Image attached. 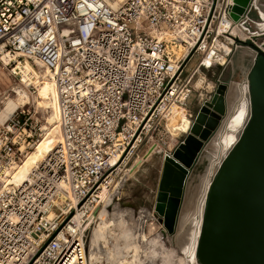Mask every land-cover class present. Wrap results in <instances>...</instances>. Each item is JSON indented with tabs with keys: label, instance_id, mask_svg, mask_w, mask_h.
<instances>
[{
	"label": "built area",
	"instance_id": "1",
	"mask_svg": "<svg viewBox=\"0 0 264 264\" xmlns=\"http://www.w3.org/2000/svg\"><path fill=\"white\" fill-rule=\"evenodd\" d=\"M233 4L0 0V56L6 54L7 64L35 60L50 72L60 128L53 149L13 184L7 183L9 173L32 148L35 132L22 108L0 124V264H88L85 225L100 190H107L106 204L115 194L117 164L111 166L110 159L150 137L160 121L167 123L172 106L183 107L191 122L188 97L194 91L198 108L220 80L201 76L197 87L200 74L229 65L235 51L249 48L246 43L259 46L264 40L259 25L264 0H248L236 20L230 16ZM172 48L182 52L176 55ZM191 50L197 59L185 73L182 64ZM246 96L248 101L247 91ZM247 118L248 112L241 129ZM136 218L135 230L142 232L157 216L140 210Z\"/></svg>",
	"mask_w": 264,
	"mask_h": 264
},
{
	"label": "water",
	"instance_id": "2",
	"mask_svg": "<svg viewBox=\"0 0 264 264\" xmlns=\"http://www.w3.org/2000/svg\"><path fill=\"white\" fill-rule=\"evenodd\" d=\"M247 1L233 0L232 19ZM245 45L255 52L246 75L248 118L208 183L195 247L197 264H264V40L259 46ZM228 88L217 81L182 139L162 158L152 210L166 237L175 230L197 155L226 115Z\"/></svg>",
	"mask_w": 264,
	"mask_h": 264
},
{
	"label": "rangeland",
	"instance_id": "3",
	"mask_svg": "<svg viewBox=\"0 0 264 264\" xmlns=\"http://www.w3.org/2000/svg\"><path fill=\"white\" fill-rule=\"evenodd\" d=\"M257 42L260 43L261 40H258ZM238 50H240L239 54H235ZM238 50L233 53L229 66L227 64L225 67H215L210 70L203 71L200 74V76H203L207 82L214 81L216 77H219L220 81L229 80V77L231 76L230 85L234 91L231 96L229 95L230 93H227L230 106V101L233 100L236 89L243 85L241 82L251 66L249 57L251 53L250 49L240 48ZM196 59L197 56L192 54V56L187 60L184 66V72L186 71L185 73H189L194 68ZM26 62L36 70L39 74L38 79H40L42 75L40 71L43 69L37 67L31 60L15 58L13 62L8 63L7 65H3L0 61V111L3 110L6 99L13 98L15 96L13 93L14 88L19 87L20 89H23L29 96V102L18 107L16 111L21 108L24 111L28 110L27 116L29 118L27 120V124L30 125L35 132L33 142H37L38 140L40 142L45 132L44 129H49L54 125L57 126L58 119H55L56 123L54 124L53 115L51 114L50 109L45 106V103L53 102L50 91L45 90L43 92L44 89H40L39 83L37 85L30 84L28 86H23L24 84L20 83L22 77L17 67L19 64L24 65ZM13 70L17 73L16 75L11 73ZM34 80L35 79L33 78L32 82H34ZM190 83L192 85L194 84V76L191 78ZM42 86L43 85H41V87ZM208 88L209 86H206L205 89ZM195 107V94L193 91L186 100V108H188V111H190L189 113L193 115L195 109H197V107ZM172 111L173 113L167 123L163 120L160 121V125L151 132L150 137L146 136L142 138V141L138 145L127 150L121 155L120 160L117 163L116 172L112 174V192L115 194L112 201L104 206L105 211L102 215L103 217L101 216L99 219L95 235L96 243L93 246H90L89 242L92 229L96 222H91L87 228L86 244L88 247V264H118L120 260H123V258L125 260H129L131 258L132 251L123 247L124 239H122L120 232L122 229L128 230L131 235V239L129 240L132 243L136 242V234L141 232L135 230L137 223L136 214L137 211L140 210L152 209L163 152L171 151L173 149V147L186 133L190 123V118L186 119L184 115L185 110L181 115H178L174 110ZM214 135H212L210 140L206 142L203 147H201L196 161L187 177L175 230L171 235L167 236L169 242L168 246H166L165 253L169 255V264H178L177 252L179 247L186 241L189 236L188 233L192 229L191 220L195 217L198 207L197 204H199L204 195L205 181H207V179H211L212 173L215 170L214 166L216 160L219 158L220 149L215 148L211 144V140ZM33 153H35V151ZM197 182L198 184H196ZM100 207L101 206H99L98 209ZM155 215L156 214L154 213V216ZM146 216L147 215L143 214V219ZM106 220L108 222L110 220L114 221V225L110 227L109 233H106L108 225V223L106 224ZM117 220H120L118 224L116 222ZM147 221L148 222L142 231L145 240H148L158 232H161V230H164L162 226L160 227L158 225L157 219L156 221L154 219ZM150 223H152L153 229L148 232V225ZM104 233L106 234L104 235ZM176 250L177 252H175ZM89 253H91V255ZM161 255L162 253L157 254V256H151L149 253L145 252L141 257L140 262L135 261L133 264H162L160 259Z\"/></svg>",
	"mask_w": 264,
	"mask_h": 264
},
{
	"label": "bare ground",
	"instance_id": "4",
	"mask_svg": "<svg viewBox=\"0 0 264 264\" xmlns=\"http://www.w3.org/2000/svg\"><path fill=\"white\" fill-rule=\"evenodd\" d=\"M260 15H261L262 21L259 23V25L261 28H264V13H261ZM171 51L176 55H178L182 52V50L180 48H172ZM239 51L240 50H238L237 51L238 53L236 52L235 54H239ZM0 60L3 63V65H7V58H6L5 53L0 56ZM34 63L37 67L42 68L41 65L37 61L34 60ZM17 68H18L20 75L22 77L20 83L24 84L23 86H28L30 84L37 85L39 83L40 89H44L43 92L45 90L50 91V95L52 97L53 102H49V103L47 102V103H45V106L50 109L51 114L53 115V123L55 124L56 123L55 119L56 118L58 119L57 92H56L53 80L50 78L51 77L50 72L47 71L46 69L42 68L43 70L40 71V73H42V75H41L40 79H38L39 74L36 72V70L29 63L26 62L24 65L19 64ZM17 68H16V70H17ZM13 72H15V70H13ZM33 78L35 79L34 82H32ZM201 80H202V78L200 76L196 82L197 87H199V83ZM41 85H43V86L41 87ZM233 91H234V89H232V86L230 85V87L228 88V93H230L229 94L230 96L232 95ZM246 91H247V85L244 84L241 87L236 89V91H235L236 93L234 94L233 100H231L232 98L230 97L231 98L230 99L231 100V102H230L231 103V111L229 110L230 112L224 117V119L221 122L220 127L218 128V130L216 131L215 135L213 136V138L211 140V144L215 148L220 149L219 150L220 155H219V158L216 160L215 166H217V164L220 162V160L226 154L228 149L232 145L235 144L237 135H238L241 127L243 126L244 119H245V116L247 115L248 105H249V102L247 101ZM13 93L15 94V96L13 98H7L6 102L4 103L3 110L0 111V124H2L18 107L29 102V96L23 89H20L19 87L14 88ZM171 108L178 115H181L184 112L183 107L172 106ZM57 124H58V121H57ZM44 131L45 132H44L42 140L40 142H39V140L37 142H34V144L32 146L33 150L32 149H31L32 151L29 150L30 152L27 151L25 153V155L23 156V158L21 159V161L19 163H17L14 166L13 170L9 173L10 176L7 179V183H13V184L21 183L23 180H25L27 178V174H28L30 168L35 163H37L40 159H42L45 156V154H47L50 150L53 149V147L55 146V144L57 143V141L59 140V137H60L59 124L57 126L54 125L53 127L49 128V129L45 128ZM34 151H35V153H33ZM121 153H123V149L120 150V152L117 155H115L114 157H112L110 159L111 166H113V167L116 166V164L120 160ZM212 160H214V159H212ZM202 171H204V170H202ZM206 172H208V171H206ZM209 181L210 180H208V179H207V181H205V184H204L205 190L207 189ZM196 184H198V182ZM107 200H108L107 190L102 188L99 192V202H102L103 204L99 209L97 207L99 205V202H98V204H96V206L94 207V209L95 208L96 209L94 210V212L91 216L92 219H90V222H96L93 229H92L90 242H89L90 246H93L95 244V235L97 232V225H98L100 217L103 215V213L105 211L104 206L106 205ZM186 205H187V203H186ZM197 205H198V207H197L195 217H193V220H191L192 221V229L188 233L189 236L187 237L186 241L179 247L178 252H177V250L175 251V252H177L178 264H197L196 258H195V247H196V242H197V238L199 235V229H200L202 199L199 202V204H197ZM95 212H96V214H95ZM97 219H98V221H97ZM110 222H111V220L108 222L106 232H108L110 230ZM89 223H87L85 225V227H87V225H89ZM152 229H153V226H152V223H150L148 225V232H150ZM179 240H181V239H179ZM168 242H169L168 237L164 236L162 234V232H158L156 235H154L153 237H151L147 240V247H148L149 254L151 256H157V254L162 253V255L160 256L162 264H169V260H170L169 255L167 253H165L166 252V246H168ZM89 254L91 255V253H89ZM179 257H180V260H179Z\"/></svg>",
	"mask_w": 264,
	"mask_h": 264
},
{
	"label": "flooded vegetation",
	"instance_id": "5",
	"mask_svg": "<svg viewBox=\"0 0 264 264\" xmlns=\"http://www.w3.org/2000/svg\"><path fill=\"white\" fill-rule=\"evenodd\" d=\"M103 217V216H102ZM140 221L143 220V215L139 216ZM117 224L120 222V220L116 221ZM115 222V223H116ZM108 223V221L106 220V224ZM114 225V221L111 220L110 222V227ZM110 231V230H109ZM108 231V233H109ZM107 233V232H106ZM104 233V235L106 234ZM121 237L122 239H124V243H123V247L125 249H130L132 251V255L131 258L129 260H125L123 258V260H120L118 264H133L135 261L140 262L141 257L144 255L145 252L149 253L148 251V247H147V240L144 239V236L142 234V232L138 233L136 235V242L132 243L129 239L130 238V233L128 232V230L126 229H122L121 230ZM156 235V234H155ZM151 238V237H150ZM96 243V241H95ZM124 257V256H123Z\"/></svg>",
	"mask_w": 264,
	"mask_h": 264
},
{
	"label": "crops",
	"instance_id": "6",
	"mask_svg": "<svg viewBox=\"0 0 264 264\" xmlns=\"http://www.w3.org/2000/svg\"><path fill=\"white\" fill-rule=\"evenodd\" d=\"M230 79H231V76L229 77V80H223V82H226L227 84H228V86L230 85ZM208 91H206V93H207ZM231 102V101H230ZM234 103V102H233ZM225 106H226V115L228 114V112H230L229 110L231 109V106L229 105V99H228V97L226 96L225 97ZM195 111H196V109H195ZM194 111V112H195ZM193 115H194V113H193ZM225 115V116H226Z\"/></svg>",
	"mask_w": 264,
	"mask_h": 264
}]
</instances>
